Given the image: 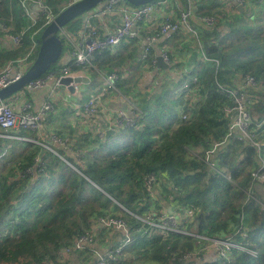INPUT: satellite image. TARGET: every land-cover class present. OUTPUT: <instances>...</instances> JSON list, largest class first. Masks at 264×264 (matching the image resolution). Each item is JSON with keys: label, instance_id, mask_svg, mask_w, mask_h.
<instances>
[{"label": "trees", "instance_id": "obj_1", "mask_svg": "<svg viewBox=\"0 0 264 264\" xmlns=\"http://www.w3.org/2000/svg\"><path fill=\"white\" fill-rule=\"evenodd\" d=\"M223 2L229 10L225 0L194 1L195 12L214 15L216 25L202 28V49L191 42L186 46L193 51L190 73L198 74L188 94L175 92L178 80L174 76L175 80H163L160 87L148 89L153 83V68L159 69L158 63H151L157 48L152 47L142 62L138 38L132 45L125 42L114 51L104 49L94 54V65L106 74L117 72L116 86L137 102L143 113L138 126L119 127L118 135L115 127V133L101 138L98 132L106 121L100 119L99 127L79 134L71 116L87 115L83 108L70 111L66 102H59L64 99H59L40 132L18 128L15 133L35 139L41 138V133H55L70 148L56 144L55 153L39 143L4 139L12 145L0 163V264H60L58 252L76 237L91 232L105 240L100 244H106V230L110 229L120 238L118 244H109L108 251L114 255L110 264H138L136 255L147 256L156 264H190L185 252L203 248L209 241L154 227L133 215L149 213L151 208L170 211L171 207L179 219L191 213L192 220H187L183 229L194 228L198 234L215 239H232L247 248L233 247L224 256L211 245L208 253L200 251L201 257L193 255L192 264H264V179L256 176L264 172V146L258 149L248 140H239L235 137L238 130L229 136L233 115L224 107L230 105V99L218 86L237 87L247 75L256 77L257 85L245 89L251 101L252 127L259 133L256 140L264 143V22L250 21L264 18V0H248L243 12L237 10L228 18ZM47 3L55 15L68 5L66 0ZM189 4L183 0L181 10ZM27 18L18 0H0V19L13 25L12 32L20 34L29 27ZM44 23L40 20L31 26L18 49L0 43V67L27 52L31 34L38 28L40 45V35L47 26ZM66 52L63 48L61 58ZM203 52L218 63L206 60ZM169 54L171 68H176L174 54ZM199 54L203 60L197 58ZM80 69L71 64V71ZM87 75L99 83L80 89L79 97L107 85L95 68ZM194 93L196 99L192 98ZM27 94L32 97L31 92ZM77 101L84 102L74 100L69 105ZM37 156L43 159L42 171L36 177L26 175L25 169L36 163ZM207 156L213 165L208 164ZM5 158H11V164L4 163ZM150 176L155 178L153 188L148 186ZM162 201L172 205L164 206ZM112 215L122 219L128 231L100 223L99 217ZM243 230L248 233L246 239L240 233ZM78 252L85 256L84 251ZM176 252L179 255L175 256ZM90 257L95 264V258Z\"/></svg>", "mask_w": 264, "mask_h": 264}, {"label": "built area", "instance_id": "obj_2", "mask_svg": "<svg viewBox=\"0 0 264 264\" xmlns=\"http://www.w3.org/2000/svg\"><path fill=\"white\" fill-rule=\"evenodd\" d=\"M23 8V14L30 17L31 26L37 24L40 20L45 21V25L51 23L56 15L53 9L45 2V0H18ZM72 2L76 0H71ZM236 3L234 7V11L238 10V6L242 4L244 7L247 3V0H232ZM34 3L37 6L38 11L34 12L30 9V3ZM69 2V3H72ZM163 2H150L141 5H134L128 2L127 0H106L104 3H100L94 8L86 11L82 15V21L77 31L76 35L70 33L65 27H62L59 31L60 37L66 40L70 47L71 56L73 59L69 61H65V56L62 59L61 67H57L54 70L47 72L44 75H41L31 81H29L22 90H26L27 92H35L39 89H49L46 97L43 101L39 110L31 111V103L26 101L27 98L23 97L22 90L15 93L10 98L0 101V137L2 138H11V139H22L29 142L41 143L45 147L49 148V150L58 153L54 148L50 145L45 144L38 139H35L31 136H22L16 133H13L14 129L22 128L27 131H39L42 127V119L44 115L49 114L55 108V104L58 98L61 96L60 93L57 94L56 88L60 86V81L62 77L66 75H85L88 76L87 73L90 72L92 68H97L94 65L93 58L94 54L99 50L111 49L112 51L116 50L122 43L131 42L132 40L139 39L140 37V23L142 20L148 18L152 15L156 10L158 5H161ZM228 7H231L230 0H227ZM119 13L121 15L120 22L114 26L111 30H109L106 34L102 32L100 26L96 24V20L99 17L112 14ZM191 19L196 20L199 25L203 27H211L214 26V20L216 22V17L214 15H199L196 16L193 9L189 6L180 12L179 18L175 19L172 15H167L161 21L157 32L151 36H148L145 41V45H141L140 51V59L142 62L148 58V53L150 49L153 47V43L158 41L162 35L177 31L181 25H185L189 27L192 24ZM204 24V25H203ZM10 25L6 24L4 21L0 19V33L4 38H7L13 45V49L19 48L23 43V36L25 35L27 29H23L20 34H16L12 32ZM38 28L32 34V44L30 45L27 52L18 58L9 60L3 67L0 69V89L6 87L7 85L14 83L22 78V76L26 73L29 67L32 65L34 61H32L35 53L39 50V42L36 39L37 33L40 31ZM201 49H202V45ZM156 55V54H155ZM203 56L211 61L218 63V60L215 58L208 57L205 52H203ZM158 57H162L163 61L167 64L172 62L171 56L168 50H162L160 52V56H157L152 59V65H156L158 63ZM36 58V57H35ZM71 64H75L79 66L81 69L78 71H71ZM108 75V74H106ZM251 77V78H249ZM108 86L112 87L115 85V91L117 97L124 102L125 108L121 106H114L113 108L103 105V95L98 93L91 96L87 102L83 104H74L73 107L77 110H81L83 108L84 113L88 117H93L98 113L103 116L106 121V125L102 127L98 136L103 138L107 131H114L115 127H124V128H132L138 126V120L141 115H143L140 107L134 99H130L124 96V94L119 90L116 86V80L118 79L117 72L113 71L110 73L107 78L102 77ZM193 82L197 81V77L192 78ZM248 81V82H247ZM79 84H74L75 92L73 95H76L80 88ZM256 86L257 79L254 75H247L243 81V83L237 86L236 94L235 92L227 88L226 85L219 84L220 92L226 95L230 99V105L224 107L226 113L233 115V120L229 127V136L234 133L235 130L238 132L235 134V137L241 141L248 140L253 143L260 149L264 146L263 142L257 141V137L259 133L253 129V117L250 111V98L248 92L245 89V86ZM191 83L185 82L180 85L175 92H185L190 93ZM113 88V87H112ZM68 90L67 88H65ZM121 92V93H119ZM234 97L236 99L234 101ZM65 102H68L67 97H63ZM22 101L23 107L20 108V113L16 111L13 107L15 101ZM232 102L234 105H232ZM30 109V110H29ZM183 118H188L187 115H183ZM50 139L53 142L65 145V147H69V145L64 142L61 138L56 137L55 135H51ZM70 148V147H69ZM213 151V150H212ZM78 154V153H77ZM209 154V152H208ZM5 156V152H0V163H2L3 158ZM208 158V156H207ZM66 160V159H65ZM44 163L37 159L35 165L33 167L25 169L24 173L27 175H34L35 172H40L43 169ZM211 165L213 163L211 162ZM264 167V166H262ZM256 176L259 179H264V172L257 173ZM150 176L148 179V186L152 187V180L154 181V177ZM170 213V212H169ZM172 213V212H171ZM173 214V213H172ZM176 217V216H175ZM174 217V218H175ZM172 219V217H170ZM176 219V218H175ZM162 217L157 216L153 212L147 213V217L143 219L145 223H149L150 225L160 228L167 229L160 225L162 222ZM99 221L105 227L115 226L118 229L127 230L125 222L122 219H116L111 216L99 217ZM182 228V225L177 224V227L174 229H170L173 231H179V228ZM178 233H186L185 229L182 228L181 232ZM241 235L246 239L248 238V233L246 230L240 231ZM194 236L201 237L196 234H192ZM93 239V240H92ZM213 245L222 255H227V253L233 248H242L247 250L245 246L240 245L239 243L229 240H211ZM94 236L91 232H87L79 235L74 239L73 244L67 245L64 248L65 255L70 253L73 249H85L89 248L93 251L95 256V264H110L111 258H113V252H101L100 249L94 247L95 244ZM218 252V253H219ZM252 254L255 252L251 251ZM193 254L185 255L187 261L192 259Z\"/></svg>", "mask_w": 264, "mask_h": 264}, {"label": "crops", "instance_id": "obj_3", "mask_svg": "<svg viewBox=\"0 0 264 264\" xmlns=\"http://www.w3.org/2000/svg\"><path fill=\"white\" fill-rule=\"evenodd\" d=\"M66 1L69 4L70 0H66ZM161 1L163 3L161 5H158L157 10L152 15H150L148 18L142 20L141 23H140V27H139L140 28V37H139V43H138L139 44V53L141 51V45L144 46L146 38L148 36H151V35H153V34H155L157 32V29L159 28V25H160L161 21L163 20V18L165 16L172 15V17L175 18V19L179 18V16H180L181 5H182L183 0H178V1L174 0V4L173 5H174V7L177 8V11L171 10V8H173V5L171 4V2H172L171 0H161ZM161 1H159V2H161ZM189 1H190L189 6L193 7L192 9L195 12V5L194 4L192 5V3H191L192 0H189ZM193 1H195V0H193ZM225 1H227V0H225ZM45 2L47 3V0H45ZM230 2H231V7H229V10H228V8H227V6H226V4L224 2H223L224 3V7H222V10L225 12V15L227 16V18L229 17L230 14L237 12V11L234 12V10H233L234 7L236 6V3L233 2L232 0H230ZM247 5H248V0H247V3L245 5V7ZM245 7H244V9H245ZM30 9L32 11H34V12L38 11L37 6L34 5V3H32V2L30 3ZM238 11H240L239 6H238ZM195 14H196V16H199V14H197L196 12H195ZM27 19L30 21V24H29V27H27L25 29L28 30L29 28H31V19H30V17H28ZM120 19H121V15L119 13L115 12V13H112V14H108V15L99 17L96 20V24L98 26H100L101 29H102V32L104 34H106L109 30L114 28V26L120 22ZM81 21H82V18H81ZM11 26L13 27V25H11ZM202 28H204V27L202 25H199L196 22V20L194 19V22L192 21V24H190V29H189V27H186L185 25H181L180 28L177 31L162 35L159 38L158 41H156V42H154L152 44L154 48H157L156 54H159L162 51L161 49L168 50V51L172 52L174 54V57H175L174 60H173V64H174V66H176V68L175 67L171 68L170 65H169V67H165V68L163 67L164 69H161L162 67H159V69H156L154 67L153 69L155 70V74H151V77H153V83H152V85L147 86L149 90H152V89H154L156 87H160L163 80L172 79L173 76L177 77L176 80H178V84L176 85L175 89H177L180 85L184 84L185 82L189 81L190 83H192L193 82L192 81L193 77H197V81H198V74L197 73H193V74L190 73L192 71L193 64H190L191 62H189V58L193 54L192 53L193 51L192 52L189 51V49H187L186 46L188 45V43L191 42L192 44H194V45L198 44V46L201 47L200 45H202V41L200 39V34H201V31H202ZM220 28L225 29L223 26H221ZM184 29H186V30H184ZM76 34L77 33H75L74 35H76ZM0 43L5 48L8 47L11 50L13 49L12 48L13 47L12 43L7 38H4L2 34L0 35ZM126 43L132 45L133 40L131 42H126ZM124 44L125 43H122L119 47H123ZM119 47H117V48H119ZM16 49H18V48H16ZM64 56H65V61H69V60L73 59L72 56H71V51L70 50H68L65 53ZM197 58L199 60H203V58H201L200 54L198 55ZM206 60H208V59H206ZM208 61H211V60H208ZM211 62H214V61H211ZM214 63H216V62H214ZM2 67L3 66H1L0 69H2ZM171 74H172V76H171ZM168 77H170V78H168ZM173 80H175V78H173ZM196 82H193V83H196ZM98 83H99L98 80H90V82L81 83L78 86H79L80 89H87V88H89V86L94 87ZM60 86H64V85H60ZM60 86H58L56 88L57 94L60 93L59 92V87ZM106 86L108 87V85H106V84L102 85L100 87L102 89L101 91H97L96 93H92L91 92L90 95L93 96V95L98 94V93H100L102 95H106L105 97H103V100H102L104 102L103 105L106 104V106H109L111 108H113L114 106H121V107L125 108L124 102L121 101V100H118V98L115 96V93L113 91H111V90H107ZM192 87H197V85L195 86V85L192 84ZM65 88H67V87H65ZM100 88L98 87V89H100ZM48 91H49V89H47V88L46 89H39V90L35 91V94H33V99H32L33 103H34V106L31 109V111L40 109V107L43 104V101H44ZM61 91H63V90H61ZM62 95L65 96L64 91L62 92ZM73 96L75 98H77V97H79V93L76 94V95H73ZM74 97H73V99H70V100L74 101ZM193 97H194V99H196V97H197L196 93H194L192 95V98ZM67 98H68V96H67ZM59 102L60 103H64L63 105H65V101H59ZM21 103H22V101H21ZM74 104H77V102H75ZM67 106L69 107V105H67ZM17 108L20 109V104L17 106ZM18 109L16 111H19V113H20V110H18ZM71 109H73L72 105H70V107H69L70 111H71ZM47 115H44V117L42 119V124L44 123V119H45V117ZM71 117L75 121V125L74 126L78 129V133L79 134H81L82 132L86 131L87 129H89L91 127H95V126L99 127V125L101 123L100 119L105 121L103 116L101 114H99V113L97 115L93 116V117H88V116H86V117H82V116L74 117V115L71 116ZM15 130L16 129L13 130V133H15L17 131V130L15 131ZM117 130L118 129L116 128V131ZM40 131H41V129L39 130V132ZM31 132H33V131H31ZM34 132H36V131H34ZM113 133H115V131L111 132L110 134H113ZM51 135H55L56 137H59L55 133L51 134ZM51 135H49V133L46 134V135L41 133L40 134L41 138H39L38 140L42 141L45 144L50 145L52 148H54L53 146L56 145V144H59V143L53 142L50 139ZM59 138H61V136ZM4 139H7L8 141L9 140L12 141L14 139L0 137V152L4 151L5 154H6V152L8 151L6 146L9 143L8 142H4ZM42 147L43 148H47L44 145H42ZM47 149H49V148H47ZM37 159H39V160H41L43 162V159H42L41 156H37L35 158V161H37ZM34 165H35V163H34ZM34 165H32L30 167H33ZM30 167H28V168H30ZM38 173L39 172L36 171L34 175H31V177H36ZM106 231H107L106 232V237H107V234L109 233V231L108 230H106ZM92 234L95 237L96 234L95 233H92ZM114 244L116 245L118 243H114ZM94 247H96L98 249H102V250L105 249L103 252H105V251L107 252L108 251V250H106L108 248H106L105 244H100L99 241L97 240V238H96V243L94 244ZM64 248H65V246L62 247L60 249V251L58 252V255H59V259L58 260H59L60 264H92V259H91L90 255L95 258L93 251H91L89 248L73 249L70 253H68L66 255H65V252H64ZM78 251H84L85 256H89V258L85 257V256H79V252Z\"/></svg>", "mask_w": 264, "mask_h": 264}, {"label": "water", "instance_id": "obj_4", "mask_svg": "<svg viewBox=\"0 0 264 264\" xmlns=\"http://www.w3.org/2000/svg\"><path fill=\"white\" fill-rule=\"evenodd\" d=\"M105 0H76L69 3L65 8H63L55 17V19L49 23L40 35V45L37 56L26 71L18 81L7 85L0 89V101L6 100L13 96L18 91L22 90L24 86L31 80L41 76L46 73L51 66L61 58L63 53V40L59 36V31L62 27L68 24L73 19L77 18L84 12L94 8L101 2ZM131 4L141 5L153 2L155 0H127ZM241 12L244 11V6L239 5ZM158 67H169V64L165 63L162 57H158ZM90 82V78L85 75H66L62 77L60 84L67 87L68 91L71 93L75 92L74 84H81ZM112 131H107V137ZM171 207L170 209H172ZM172 210H170L171 212Z\"/></svg>", "mask_w": 264, "mask_h": 264}, {"label": "rangeland", "instance_id": "obj_5", "mask_svg": "<svg viewBox=\"0 0 264 264\" xmlns=\"http://www.w3.org/2000/svg\"><path fill=\"white\" fill-rule=\"evenodd\" d=\"M106 1V0H105ZM105 1H103V2H101V3H104ZM172 2H171V4L173 5L174 4V0H171ZM178 1V0H177ZM70 2H72L71 0H70ZM192 5L194 4V1L192 0ZM188 7H189V5H188ZM191 8H193V7H191ZM171 10H173V11H177V8L176 7H174V5H173V8H171ZM183 10V9H182ZM82 15L83 14H81V15H79L77 18H75V19H73V21H70L68 24H66L64 27L70 32V33H72L73 35L75 34V33H77V31L79 30V27H80V24H81V18H82ZM252 23H254V22H256V23H263L264 22V18H261V19H259V20H256L255 21V18H253V19H251L250 20ZM214 25H216V22H215V20H214ZM225 29H226V27H224ZM59 34V33H58ZM60 36V35H59ZM61 39L63 40V43H64V46H63V48H64V52L65 51H68V50H70V46L68 45V43L66 42V40L64 41V39L61 37ZM38 53V52H37ZM37 56V55H36ZM157 56H160V53L159 54H156L155 55V58L157 57ZM62 59L63 58H59V60L57 61V62H55L52 66H51V68L50 69H54V68H57V67H61L60 65L62 64ZM170 64H172V62H170ZM49 69V71H51ZM97 72H98V77H104V78H107V76L110 74H108V75H106V73H104L103 71H100L99 69H98V67L95 69ZM112 73V72H111ZM137 76H139L138 74H136ZM249 78H251V77H249ZM236 81H237V79H236ZM248 82V81H247ZM109 87L110 86H106V88H107V90H111V91H113L114 93H115V96L117 97V95H119V94H117L116 93V91H115V85H113L112 87H110L111 89H109ZM226 87L227 88H230V89H232L234 92H235V94L237 93L236 92V90L238 89L237 87H232V86H228V84H226ZM61 90H63L64 91V93H65V96L67 95L68 96V102H66L68 105H69V102L71 101L70 99H73V94L70 92V91H68V90H66L65 89V87L64 86H60L59 87V92H60V97L58 98V100L59 99H64L63 97H65L64 95H62V92L63 91H61ZM22 92V94H23V97L24 98H27V100L26 101H29L30 103H31V107H30V109H32L33 108V106H34V103H33V94H35V92H32L31 93V96L32 97H29V96H27L28 94L27 93H25L26 92V90H22L21 91ZM119 93H121V92H119ZM122 94V93H121ZM87 95V96H86ZM86 95L84 96H81V97H77V98H75L74 97V100H81V101H84L83 103H85V102H87L88 101V99L90 98V93H88V92H86ZM123 95V94H122ZM66 96V97H67ZM125 96V95H124ZM84 97V98H83ZM126 97V96H125ZM118 98V97H117ZM128 98V97H127ZM57 100V101H58ZM118 100H120L119 98H118ZM26 101H24V102H26ZM64 101H65V99H64ZM236 101V99H235V97H234V101L233 102H235ZM24 102H23V104H24ZM73 102V101H72ZM233 102H232V105H234L233 104ZM20 104V108H21V106L23 107V104L21 103V101H15V103L13 104V107L17 110L18 108H17V106ZM77 104H81V103H79L78 101H77ZM74 104H72V106H73ZM84 105V104H83ZM69 107H70V105H69ZM73 109H75L74 107H72ZM29 109V110H30ZM18 110H20V109H18ZM21 111V110H20ZM18 113H19V111H17ZM117 132H116V135H118L119 134V127H117ZM114 136V135H113ZM12 144H8L6 147H7V149L9 148V146H11ZM78 156H81V154L80 153H78L77 154ZM5 159H7V158H5ZM262 160V166H264V160L263 159H261ZM206 161L208 162V164L209 165H211V162H210V160L208 159V158H206ZM4 163H6V164H11V158H8L7 159V161L6 160H4ZM153 178V177H152ZM154 180H155V178H153ZM152 183H154V181L152 180ZM260 187L261 186H258V188L260 189ZM151 188H153V186L151 187ZM261 189H263V188H261ZM138 191V190H137ZM139 198V197H138ZM156 201V200H155ZM155 201H153V202H155ZM162 203H163V205L164 206H169V205H172L171 203H169L168 201H162ZM154 206V205H153ZM155 207V206H154ZM121 208L122 209H124V207H122L121 206ZM125 210V209H124ZM170 210H172L171 212L173 213H171L170 211H168V210H162V212H159V211H157V210H155V209H152L151 208V211L150 212H153L154 214H156L157 216H161L162 217V222L160 223V225H162V226H164V227H167V229L166 230H170V229H174L175 227H177V224H179V225H183L187 220H188V222L189 221H191L192 220V217H191V213H188L186 216H183L182 217V219H179L178 217H177V214L174 212V209L172 208V209H170ZM170 212V213H169ZM133 214V213H132ZM133 215H135L136 217H138L139 219H141L142 221H143V219H145L146 217H147V213L146 214H133ZM175 215H176V217H175ZM111 217H113V218H116V219H120L119 217H115V216H111ZM170 217H172V219L170 218ZM176 219H175V218ZM144 222V221H143ZM188 222H186V224H188ZM186 229V228H185ZM111 230V229H110ZM110 230H108L109 231V233L107 234V239L109 240V242L107 241V243L105 244V246H106V248H110L109 247V244H112V243H118L119 242V240H120V238H119V236L118 235H116L114 232H112V231H110ZM181 230H182V228L180 227L179 228V231H175V232H181ZM89 231V230H88ZM171 231H173V230H171ZM186 232H188V233H190L189 235H191L192 237H194V235H192V234H196V235H199V236H201L202 238H205L207 241H209V243L210 244H205V246L203 247V248H199L198 247V249H196V247L195 248H191V251H186L185 252V254L187 255V254H193V255H197V256H200L201 257V255H200V251L201 250H203V251H206L207 253H208V248H211L212 246H211V240H221V239H215L214 237H208V236H205V235H200V234H198L197 232H196V230L193 228V229H191V230H189V229H186ZM186 234V233H185ZM81 236V235H80ZM79 237V236H78ZM96 238H97V240L99 241V243L101 242V243H105V240H103V241H100V236L98 235V234H96L95 235V237H94V240H95V242H96ZM93 240V239H92ZM73 242H74V240L71 242V245L73 244ZM123 246V245H122ZM108 249H106V250H108ZM105 250V249H104ZM116 251H119V245H118V248H117V250ZM179 252H176L175 253V256H177V255H179L178 254ZM136 257L137 258H139L138 260V264H156V262L155 261H151V259L149 258V257H147V256H145V257H139L138 255H136Z\"/></svg>", "mask_w": 264, "mask_h": 264}, {"label": "clouds", "instance_id": "obj_6", "mask_svg": "<svg viewBox=\"0 0 264 264\" xmlns=\"http://www.w3.org/2000/svg\"><path fill=\"white\" fill-rule=\"evenodd\" d=\"M89 77V76H88ZM113 132V131H112ZM107 136V135H106Z\"/></svg>", "mask_w": 264, "mask_h": 264}]
</instances>
